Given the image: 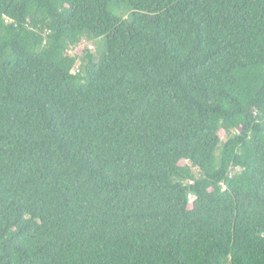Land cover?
I'll use <instances>...</instances> for the list:
<instances>
[{
    "label": "trees",
    "instance_id": "1",
    "mask_svg": "<svg viewBox=\"0 0 264 264\" xmlns=\"http://www.w3.org/2000/svg\"><path fill=\"white\" fill-rule=\"evenodd\" d=\"M0 264H264V0H0Z\"/></svg>",
    "mask_w": 264,
    "mask_h": 264
},
{
    "label": "rangeland",
    "instance_id": "2",
    "mask_svg": "<svg viewBox=\"0 0 264 264\" xmlns=\"http://www.w3.org/2000/svg\"><path fill=\"white\" fill-rule=\"evenodd\" d=\"M95 42L90 41L88 39H83L81 40V42L79 43V45H77L76 47L71 48V50L69 51L70 55H74V54H83V52L85 51H89L90 53L94 54L95 52ZM219 137L221 139V141H225L227 136L224 134L223 131L219 132ZM182 164H186V162H181L180 165Z\"/></svg>",
    "mask_w": 264,
    "mask_h": 264
}]
</instances>
